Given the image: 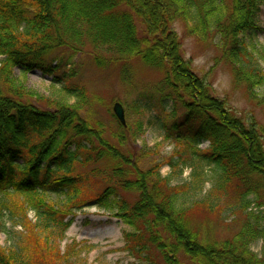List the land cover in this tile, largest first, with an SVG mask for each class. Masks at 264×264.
<instances>
[{
  "label": "trees",
  "instance_id": "obj_1",
  "mask_svg": "<svg viewBox=\"0 0 264 264\" xmlns=\"http://www.w3.org/2000/svg\"><path fill=\"white\" fill-rule=\"evenodd\" d=\"M260 4L264 0H0V219L7 214L13 225L26 228L24 218L16 221L18 211H32L35 232L47 246L39 244L48 252L51 230L62 238L74 215L94 205L130 226L125 249L142 264H155L153 253L165 264H177L181 256L190 264H264V247L262 256L250 248L264 240V224L250 210L249 198L264 200V128L246 124L213 96L171 28L180 22L198 41H216L234 83L264 105V92H255L264 88V45L249 51L239 38L257 28ZM79 53L101 67L120 63L125 77L133 60L161 72L153 90L134 100L136 119L126 117L122 125L115 117L118 130L112 131L85 115V88L68 83L66 73L58 76ZM16 67L23 78L34 69L54 75L50 93L17 79ZM151 113L160 121L162 140L179 145L166 164L180 172L190 167V183L171 185L160 173V160L140 163L159 144L138 154L124 147L140 137L143 118ZM203 142L208 144L201 149ZM202 166L213 168L210 178ZM207 182L208 191L185 204V193H202ZM230 190L237 195L232 202L224 200ZM197 206L242 213L245 220L232 237L212 240L191 218ZM18 238L26 241L21 232ZM19 240L14 247L0 245V264L41 258L45 264L67 263V256L60 261L53 251V260L34 257Z\"/></svg>",
  "mask_w": 264,
  "mask_h": 264
},
{
  "label": "rangeland",
  "instance_id": "obj_2",
  "mask_svg": "<svg viewBox=\"0 0 264 264\" xmlns=\"http://www.w3.org/2000/svg\"><path fill=\"white\" fill-rule=\"evenodd\" d=\"M255 24L257 28L247 30L239 36L243 44L248 46V50L253 52L264 45V4H260L258 7ZM171 28L178 34L183 57L190 62L194 73L206 80L213 96L223 101L226 107L246 124L255 122L258 128H264V105L250 97L244 86L234 83L231 67L221 58V52L216 46V41H198L185 32L184 26L180 22L173 23ZM129 69L131 73L125 77L121 75L120 63L101 67L93 62L89 54L79 53L72 59L71 64H67L65 68L60 70L58 76L66 73L69 76L68 83L85 88L90 100L85 109V115L89 119L102 121L110 130L117 131L118 123L112 111L113 103L120 102L124 107L125 117L130 120L136 119V113H133L131 107L134 100L140 93L152 91L161 78V72L158 69L140 60L131 61ZM14 75L17 79L24 80L28 87L45 95L50 93L54 75L44 74L41 70L34 69L23 78L20 67L14 69ZM255 92L259 96L263 94L264 88H257ZM170 107L171 103L169 102L166 108ZM158 110L160 116L165 115V111H161L160 108ZM143 120L144 130L140 137L135 141L129 140L124 147L130 148L134 154H138L143 147L159 144L156 147L157 153L149 157H142L140 163L145 165L160 160V163L163 164L160 173L170 177L171 185L190 183L193 172L190 167H183L182 172H180L179 168L173 170L166 164L170 157L175 156L174 151L179 150V145L172 141L162 140L163 130L155 114L146 115ZM207 144L208 142H203L199 147L204 149ZM202 171L206 178H210L213 168L202 166ZM209 188L210 182H207L202 193L188 190L185 193L187 198L185 204L189 205L191 197H202ZM128 196L132 197L134 194H128ZM236 197L237 195L230 190L224 200L232 202L236 200ZM249 198L252 200L250 210L259 213V222L264 224V200H256L257 197L255 196ZM257 201H261L263 205L257 206ZM223 210L222 213H219L204 206H197L192 210L191 218L199 226L203 235L212 240L222 241L232 237L245 220L242 213L234 215ZM18 212L20 215L16 221L24 218L27 222L26 228L19 223L13 225L10 217L4 214L0 219L3 226L2 231H0V245L2 247H14L19 240L18 233L21 232L27 242L19 241L26 244L25 246L29 248V254L34 257L38 253L52 259L50 252L53 251L56 259L59 258L60 261H63L64 257L67 256L66 264H142L144 262L125 249L124 233L131 231L130 226L94 205L86 207L74 215L70 226L63 234H60L62 238H59V232L54 229L51 230L49 238L51 248L50 250L47 249L48 252H44L39 244L41 243L43 247L47 246V243L42 240L43 234L35 232L34 227L38 222L36 216L32 211H24V209ZM31 228L33 231L30 230ZM263 247L264 240H258L252 243L250 248L254 253L262 256ZM153 254L155 264H165L158 253ZM35 264L45 263L41 258ZM177 264H190V261L185 256H181Z\"/></svg>",
  "mask_w": 264,
  "mask_h": 264
},
{
  "label": "water",
  "instance_id": "obj_3",
  "mask_svg": "<svg viewBox=\"0 0 264 264\" xmlns=\"http://www.w3.org/2000/svg\"><path fill=\"white\" fill-rule=\"evenodd\" d=\"M112 110L113 113L115 115V117L118 119V121L122 124L125 125L126 121H125V111H124V107L123 105L116 101L114 102L113 106H112Z\"/></svg>",
  "mask_w": 264,
  "mask_h": 264
}]
</instances>
